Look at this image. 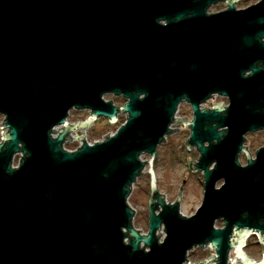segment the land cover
Segmentation results:
<instances>
[{
	"label": "water",
	"instance_id": "1",
	"mask_svg": "<svg viewBox=\"0 0 264 264\" xmlns=\"http://www.w3.org/2000/svg\"><path fill=\"white\" fill-rule=\"evenodd\" d=\"M241 1L0 0V264H264L243 252L251 235L264 244V146L255 160L244 147L264 131V0L237 9ZM214 95L229 106L201 109ZM181 104L191 121L176 118ZM73 110L88 120L69 123ZM125 114L114 135L85 142L95 121ZM180 123L188 154H200L189 167L203 178L190 217L183 186L167 204L153 170ZM77 132L83 145L64 150ZM147 166L144 235L128 200ZM206 245L213 258L190 262Z\"/></svg>",
	"mask_w": 264,
	"mask_h": 264
},
{
	"label": "rangeland",
	"instance_id": "2",
	"mask_svg": "<svg viewBox=\"0 0 264 264\" xmlns=\"http://www.w3.org/2000/svg\"><path fill=\"white\" fill-rule=\"evenodd\" d=\"M258 0L242 1L236 5L237 9H245L253 4H256ZM225 9L224 4H218L211 7L208 13H218ZM106 101H112L116 106H123L125 100L117 99L112 95L105 96ZM226 102L224 98L215 97L213 100L202 106L204 108H213L214 104H219ZM192 109L189 104H182L177 117L179 119L192 117ZM88 111H71L69 115V123L85 122L88 120ZM127 115L120 116V122L117 124H108V119L100 118L94 122V124L86 130L85 136L90 144L101 141L104 137L108 135H114L117 130L125 123ZM0 121H3V117L0 116ZM180 126H183L180 127ZM173 128H178L179 132L174 133L172 136H167L165 143L160 145L157 149L156 160L153 164V170L157 179V187L161 194L165 196V202L167 204H173L178 200V194L183 186L181 192V203L180 210L182 215L190 217L197 209L200 207L204 189H203V179L198 173L193 172L189 167V161L198 159L199 154L194 149L188 154L186 148V142L190 136V129L184 127L182 123ZM81 134V133H80ZM247 146L250 147L251 152L256 153L257 150L264 146V134L259 133L256 135L246 136ZM67 149L74 150L78 145L66 144ZM18 159H16L17 162ZM141 160L148 162L150 160L149 154H143ZM241 164L244 166V159L240 160ZM150 166H147L143 174L137 179L132 194L128 200L131 207L136 211V216L134 219V226L136 229L142 231L144 235L148 234V202L150 199V181L151 177L149 174ZM223 182H219L217 187L219 188ZM162 238H165L164 231L162 232ZM162 239V240H163ZM251 242H255L253 239ZM246 243V241H245ZM244 243V245H245ZM246 253L255 261H260L264 256V246L253 244L246 249H243ZM210 252H203L202 249L190 253L189 259L191 262H201L203 258ZM231 259L236 261V257L232 254Z\"/></svg>",
	"mask_w": 264,
	"mask_h": 264
},
{
	"label": "flooded vegetation",
	"instance_id": "3",
	"mask_svg": "<svg viewBox=\"0 0 264 264\" xmlns=\"http://www.w3.org/2000/svg\"><path fill=\"white\" fill-rule=\"evenodd\" d=\"M243 1H249V0H243ZM260 0H258V2H259ZM242 2V1H241ZM257 2V3H258ZM240 3V2H239ZM221 4H223V3H221ZM237 5V4H236ZM254 5V4H253ZM252 6V5H251ZM248 8V7H247ZM225 9H226V6H225ZM224 9V10H225ZM263 42H264V40H263ZM219 95H217L216 97H218ZM219 97H221V96H219ZM117 99H123L122 97H116ZM212 98H214V97H212ZM221 98H224L225 100H226V102L224 101L223 102V104L225 105V106H229V101H228V99L227 98H225V97H221ZM126 103V101L124 102V104ZM182 105V104H181ZM181 107V106H180ZM202 109V108H201ZM212 109V108H211ZM192 117H188V118H182V120H184L185 122L187 121V122H189V121H191L192 120V118H193V112H192ZM120 116L121 115H119L118 116V119H117V123L120 121ZM184 125V127H187L186 126V123H184L183 124ZM173 126H177V125H173ZM172 126V127H173ZM180 127H182L183 128V126H180ZM188 128V127H187ZM173 130L175 131H177L178 130V128H173ZM175 131V132H176ZM175 132H173L172 134H171V136L175 133ZM259 133H263L264 134V131H259V132H257V133H250V134H248V135H246V136H253V135H256V134H259ZM170 136V135H169ZM247 138H246V143H245V145H244V147H246L247 149H248V151H249V153L251 154V157H252V159H254L255 160V157H256V153H254L253 154V152H251V149H250V147L249 146H247L246 144H247ZM187 143V142H186ZM185 143V144H186ZM194 150L196 151V152H198L197 150H196V148H194ZM258 151V150H257ZM256 151V152H257ZM199 154V153H198ZM199 157H200V154H199ZM199 157H198V159H199ZM198 159H196V160H193L192 162H197L198 161ZM241 159H244V161H245V165L244 166H246L247 165V160H246V157H245V155L242 153L241 155H240V157H239V161L241 160ZM156 160V159H155ZM241 163V162H240ZM242 165V164H241ZM243 166V165H242ZM214 167V165L211 167V169ZM198 174H200L201 176H202V174L201 173H198ZM203 179V178H202ZM218 185V184H217ZM204 189V188H203ZM203 199H204V195H203ZM202 202H203V200H202ZM201 205H202V203H201ZM200 205V206H201ZM194 215V214H193ZM136 216V215H135ZM148 219H149V216H148ZM223 227V222L222 221H219V220H217V221H215V224H214V228L215 229H221ZM239 235H237V237H235L236 239H239ZM255 240V242L253 243V242H251L252 240ZM253 244H256V245H261V246H264V244L260 241V238L258 237V236H256V235H251L250 237H248V238H246V243H245V245H244V249H246V248H248L249 246H252ZM200 249H202V251L203 252H210V254L208 255V257L206 256L205 258H203L202 259V261L201 262H204V261H206V260H211L212 258H213V256H214V252L213 251H211L209 248H208V246L206 245L204 248H195L194 250H192L191 252H189V255H190V253H194V252H196V251H198V250H200ZM234 255L235 257H236V254H234V252H231V254L230 255ZM237 258V257H236ZM201 262H199V263H201ZM212 262H210L209 264H211Z\"/></svg>",
	"mask_w": 264,
	"mask_h": 264
},
{
	"label": "built area",
	"instance_id": "4",
	"mask_svg": "<svg viewBox=\"0 0 264 264\" xmlns=\"http://www.w3.org/2000/svg\"><path fill=\"white\" fill-rule=\"evenodd\" d=\"M217 95H214L213 97L215 98ZM211 100H213V98L212 99H210L209 101H211ZM208 101V102H209ZM207 102V103H208ZM206 104V103H205ZM181 106V105H180ZM180 106H179V109H178V112H177V114H176V118H178L177 117V115H178V113H179V110H180ZM4 123V118H3V121H0V143H1V141H2V133H5V132H7L8 130L5 128L6 126H5V124H3ZM55 129H57V128H55ZM86 133V132H85ZM81 134H80V132H77V133H71L70 134V136H71V138L73 139L71 142H65L64 144H63V148H64V150H66V151H69V152H74V151H76V150H78L82 145H83V143L84 142H81V141H79V143H78V141L76 140V137L77 136H80ZM85 135V134H84ZM53 136V138H57V134H53L52 135ZM85 142H87L88 144H90L89 142H88V140L86 139V136H85ZM73 143H75L76 145H78L77 146V148L76 149H74V150H69V149H67V145L66 144H68V145H70V144H73ZM91 145V144H90ZM22 157H23V154L22 153H18V154H16L15 156H14V160H13V168H17L18 166H19V164H20V160H22ZM16 159H18L17 160V162H16ZM129 203V202H128ZM130 205V204H129ZM131 206V205H130ZM132 208V207H131ZM136 212V211H135ZM135 219V218H134ZM133 223H134V221H133ZM140 231V230H139ZM164 230H162L161 231V234H162V232H163ZM141 234H143L142 233V231H141ZM163 238L161 237V242L163 241L162 240ZM125 242L126 243H128L129 241H128V239L126 238L125 239ZM142 247H144V244H142L141 245ZM208 246V245H207ZM208 248H209V246H208ZM147 251H149V249L147 248L146 249ZM189 261H190V259H189ZM191 262V261H190ZM187 264V263H186Z\"/></svg>",
	"mask_w": 264,
	"mask_h": 264
},
{
	"label": "trees",
	"instance_id": "5",
	"mask_svg": "<svg viewBox=\"0 0 264 264\" xmlns=\"http://www.w3.org/2000/svg\"><path fill=\"white\" fill-rule=\"evenodd\" d=\"M119 122H120V121H119ZM119 122H118V123H119ZM108 124H110L109 121H108ZM116 124H117V123H116Z\"/></svg>",
	"mask_w": 264,
	"mask_h": 264
}]
</instances>
